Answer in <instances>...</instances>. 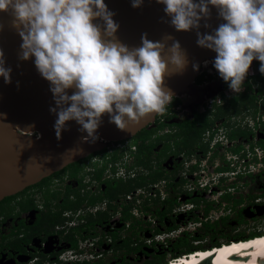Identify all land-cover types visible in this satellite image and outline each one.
Here are the masks:
<instances>
[{"label": "flooded vegetation", "instance_id": "obj_1", "mask_svg": "<svg viewBox=\"0 0 264 264\" xmlns=\"http://www.w3.org/2000/svg\"><path fill=\"white\" fill-rule=\"evenodd\" d=\"M258 74L260 72L246 78ZM201 75L204 79V74ZM219 78L205 87L208 89L206 97L219 98V102L216 99L214 104L206 107V101L200 96L199 102L190 110L180 112L181 104L175 109L168 105L164 113H159L160 124L164 126L160 135L164 140L155 143L152 168L142 172L140 168L131 167L127 171L135 169L137 176L133 179H137L161 170L162 177L154 185L162 182V187L152 188L153 184H149L114 200L99 201L109 191V182L114 185L126 179L108 177L106 170L99 181L93 179V170L83 179L61 175L46 182L48 185L43 182L44 178L9 202L0 203V264H132L131 255L145 259L139 264H161L164 258L153 253V246L137 243L136 228L151 224L145 216L154 217L155 224L161 229V232L158 228L154 230V234L157 232L155 239L163 234L169 236L181 227L179 216L170 214L174 207L191 204L195 211L201 207L200 202L204 201L201 197L206 193L217 194L227 203L233 199V191H239L243 180L261 176L250 172V168L259 169L264 164V123L256 133L258 118L264 113L262 83L252 81V88L247 91L245 79L242 91L234 93ZM197 84H204V80ZM228 89L230 91L226 93ZM255 89L259 91L261 102L251 95ZM245 94L254 99L256 106H249L246 100L239 108L232 109L231 100ZM219 108L228 110L226 115L216 119ZM204 116L214 120L213 126L202 135L199 134L200 122L197 123L199 128L195 129L198 134L187 127L188 123ZM240 132H246V135H240ZM233 133L235 138H231ZM67 178L69 181L66 182ZM95 181L98 185L92 191ZM182 194L187 196L185 200ZM29 195L34 198L35 207L25 210L22 205ZM262 195L264 197V190ZM67 204L71 208L63 210ZM222 209L225 212L227 208ZM210 210V206L206 208L204 218L198 221L202 226L210 222ZM60 213H63L62 221L52 224L49 216ZM169 219L174 223L168 224ZM228 219L230 213L222 214L211 224L212 228ZM250 235L233 237L232 241ZM150 258L157 259L152 261Z\"/></svg>", "mask_w": 264, "mask_h": 264}, {"label": "clouds", "instance_id": "obj_2", "mask_svg": "<svg viewBox=\"0 0 264 264\" xmlns=\"http://www.w3.org/2000/svg\"><path fill=\"white\" fill-rule=\"evenodd\" d=\"M157 2L177 31L198 29L210 6L217 9L225 23L211 34L198 31L197 45L217 54L213 66L232 92L242 91L253 60L260 62L264 75V0ZM142 4L132 0L133 8ZM0 12L9 13L22 39L19 59L34 57L37 71L50 82L58 139L68 121L81 126L84 139L95 141L104 114L124 131L172 104L174 93L164 87V77L183 71L188 63L179 41L169 46L171 36L151 41L145 33L141 45L130 48L116 38L119 24L105 0H0ZM198 67L193 64L194 70ZM11 71L0 49V77L6 84ZM69 89H74L71 95Z\"/></svg>", "mask_w": 264, "mask_h": 264}, {"label": "water", "instance_id": "obj_3", "mask_svg": "<svg viewBox=\"0 0 264 264\" xmlns=\"http://www.w3.org/2000/svg\"><path fill=\"white\" fill-rule=\"evenodd\" d=\"M113 19L119 24L116 38L129 46L139 47L141 37L147 34L151 41H161L165 35L179 41L185 51L188 63L183 71L173 72L164 77V87L178 97L196 82L201 66L210 56L217 54L197 45V32L211 34L222 20L215 7L210 6V15L200 21L198 29L177 31L164 12V5L157 0H143L140 7L133 8L132 0H105ZM103 23L102 21H95ZM0 49L4 51L5 66L10 67L11 83L6 84L0 77V202L36 185L70 164L87 158L106 142L122 141L136 136L143 129L153 126L158 114L147 117L139 124H129V130H120L109 122L108 114L102 116L95 141L84 139L86 133L74 120L66 122V130L58 139L54 130L57 107L50 91V82L37 71L34 57L19 59L22 39L11 25L8 12H0ZM207 25V27L205 26ZM193 64L199 65L194 70ZM74 89H69V95ZM42 133V138H33L31 143L22 141V134ZM97 140L100 141L98 144Z\"/></svg>", "mask_w": 264, "mask_h": 264}, {"label": "rangeland", "instance_id": "obj_4", "mask_svg": "<svg viewBox=\"0 0 264 264\" xmlns=\"http://www.w3.org/2000/svg\"><path fill=\"white\" fill-rule=\"evenodd\" d=\"M214 58L215 56H210L204 61V64L201 66L198 76L204 74V84L199 85L197 83H194L178 97H176L181 101V105L179 107L180 112H182V109H192L194 107V104H196L197 101L199 102L200 99L198 98L200 96H202L201 99L204 102H207V100L209 99L206 97L208 89H205V87H209L211 83L218 81V78L220 77L218 71L213 66ZM259 65V61L253 60L250 70L253 69L255 73H259ZM219 79L222 80L221 77ZM245 79L247 80V78ZM202 104L203 102L199 104L200 110L202 109ZM157 116H159V114ZM31 134L32 133L24 134L28 136L21 137L22 141H24V143H31L33 138L37 137V134ZM36 139L39 140V138ZM97 141V143L100 144V141ZM133 143L134 141L129 139L125 144V150L129 151L127 153V156L122 160V163H124L125 166L124 164H119V169L117 171L119 172V174L117 175V178L122 177L123 179H125L126 174H132V176L134 177L137 176V171L135 169L130 171V173L127 172L135 161L134 156L130 155L131 152H135L132 148L134 145ZM106 146L107 145H102L97 151L105 148ZM108 172L109 173H107L106 176H116V174L113 175V173L110 171V168L108 169ZM250 172H253L254 174H261V176L260 178H248L247 180H243L239 191L234 190V194L232 195L233 199L227 203L222 202L220 196L217 194L210 195L206 193L205 196H202L203 194H201V200L204 201L200 202L201 207H199V209L195 211H193L191 204H185L180 208L174 207V210L171 211L170 214L179 216L181 227L179 228L180 230L171 233L169 236L163 234L155 239V234H157V232L154 234V230H157L158 228L161 232V229L159 228L158 224H155L156 222L154 221V217L151 218L148 215L145 216L144 219L149 220L151 224L143 225L142 227L139 226L138 228H136L137 243L142 244L143 246H153V253H158L161 257L164 258L163 262L167 264L168 262L177 259L176 257L180 249L176 248V244H180L182 241V248L184 249L186 246H188L187 241H189V243L196 248L195 250H206L215 247L212 245L214 242L220 246L223 243L226 244L232 242L233 237H243L249 234L259 233L263 231L264 197H262V194L264 190V164H262L259 169H254L251 167ZM132 176L131 178H134ZM161 183L162 182L157 183L156 186L162 187L160 186ZM156 186L153 185L152 188ZM186 198L187 196H184L182 194V199L185 200ZM237 202L239 203L236 205ZM209 206L211 208V210L209 211V224H213L222 214L228 215V213H230V219H228L226 223H217L214 228L202 226V224L198 221L204 218L205 209ZM224 207L227 208L225 212L222 209ZM154 208H157V205L154 206ZM116 218H118V216ZM167 222L168 224L174 223L171 219H169ZM194 238H198L199 240H194ZM129 258H132V264H139L141 260H145L142 257L136 258L133 255H131ZM156 259L150 258V260L152 261H155Z\"/></svg>", "mask_w": 264, "mask_h": 264}, {"label": "trees", "instance_id": "obj_5", "mask_svg": "<svg viewBox=\"0 0 264 264\" xmlns=\"http://www.w3.org/2000/svg\"><path fill=\"white\" fill-rule=\"evenodd\" d=\"M254 80L262 83L260 89H261V92L264 93V75H262L261 73L254 76V77L248 78L247 83H246L247 91H249L252 88L251 82ZM202 82H203V76L200 75L196 79V83H202ZM246 100H247L249 106L250 105L256 106L254 99L249 94H245V96H241V98H235V99L231 100L230 107L232 109H235L237 107L239 108L242 105L241 102L246 101ZM180 104H181V101L178 98H174L170 107L175 109ZM227 110L228 109L222 110L219 108L218 112L215 113V118L219 119V118L223 117L224 115H226ZM236 111H239V109ZM235 113H239V112H235ZM198 120L199 119H196L195 121L188 123L187 127H189V129H191V131L196 132L195 129L199 128V127H197V123L200 122L201 123L200 130H199L200 135H202L205 131L209 130L213 126V120L214 119H211V117L208 118L207 116H204V117H201L199 121ZM160 123H161L160 118H159V116H157L153 126H150V127L143 129L136 136L130 138L131 140L134 141L133 144L136 146V151L130 153V155L134 156V158H135L134 164L131 166L132 168L137 167V168H140L142 170H147V169L152 168V162L155 160V157L153 154V149L156 147L155 143L160 142V141L162 142L164 140V137L160 135V131L163 130L164 126ZM196 133L198 134V129H197ZM247 134H249V133H247ZM240 135H246V132H240ZM235 136H236V134L233 133L231 138H235ZM128 140L129 139L108 144V146H106L105 148H102L99 151L92 153L87 158L82 159V160L75 162L73 164H70L69 166H67L63 170L49 176L48 178L44 179L43 182H45V184L48 185L49 183H46V182H50L53 178H57L61 175H62V177L64 175H66V177H69V178L83 179L85 177V175L91 174V172H89L87 174L88 169H93L94 170L93 175H92L93 179H97L100 181L102 179L105 171L108 170L109 166L111 167L112 171L115 172V170L117 169L116 164H118L119 162H122L123 158H125L127 156V153L129 150H120L117 147V145L119 143H126ZM161 177H162V171L158 170L156 173L150 174L148 177L142 176V177L137 178V179L129 178L126 181L119 180L114 185L109 182V184H108L109 191L104 196H101L99 201H102L104 199L105 200L106 199L114 200V199L118 198L119 195L127 194L135 188H146L149 184L154 185V184H156V182ZM148 179H150V180H148ZM34 186H31V187L27 188L26 190H29L30 188H32ZM17 195L6 197L0 203L9 202L11 200V198L16 197ZM26 199L27 200H25L24 205H22V206H24L25 210L35 207L34 198L31 195H29ZM67 202H69L68 199H67ZM92 203H94V202H92ZM67 205H65L63 207L64 208L63 210H67V209L71 208L69 205L68 206ZM62 214L63 213L49 216L50 222L54 225L59 224L63 219ZM204 226L205 227H211V228L213 227L209 223H204ZM263 233H264V230L259 232V233H254L245 239H249V238H252L255 236L263 235ZM245 239H241V240H245ZM194 240L198 241L199 239L194 238ZM187 243H188L187 244L188 246H186L185 249L182 248L183 241L180 244H176V248L180 249L176 258H180L181 256L188 255V254L196 251L195 250L196 248L193 247V245L190 244L189 241H187ZM212 245L213 246H219L215 242ZM161 264H166V263L161 262Z\"/></svg>", "mask_w": 264, "mask_h": 264}, {"label": "bare ground", "instance_id": "obj_6", "mask_svg": "<svg viewBox=\"0 0 264 264\" xmlns=\"http://www.w3.org/2000/svg\"><path fill=\"white\" fill-rule=\"evenodd\" d=\"M219 21L220 23H225L223 19ZM38 138L39 140L42 138V133H39ZM240 241H242V244L232 241L224 244L225 246L214 247L215 249L213 250L212 248L196 250L191 253H196L191 260L187 258L181 262L172 261L167 264H264V235Z\"/></svg>", "mask_w": 264, "mask_h": 264}, {"label": "built area", "instance_id": "obj_7", "mask_svg": "<svg viewBox=\"0 0 264 264\" xmlns=\"http://www.w3.org/2000/svg\"><path fill=\"white\" fill-rule=\"evenodd\" d=\"M255 61H257V60H255ZM255 74V72L253 71V69H251V70H249V73H248V75H254ZM230 90L228 89L227 90V92L226 93H228ZM251 95H253V96H256L259 100H260V102H261V98L259 97V91H258V89H255L252 93H251ZM217 99V98H216ZM216 99H214V100H212V99H209V100H207V102H206V104H204L206 107L208 106H210L211 104H214V102L216 101ZM218 100V102H219V98L217 99ZM264 114V113H263ZM261 115L259 118H258V121H259V124H258V127L256 128V133H258L259 132V130H260V128H261V126H262V124L264 123V115ZM222 122V121H221ZM123 141V140H122ZM113 142H117V141H113ZM113 142H106V145L108 146V144H111V143H113ZM236 142V141H235ZM127 143V142H126ZM126 143H119L118 145H117V147L120 149V150H125L126 148H125V144ZM134 150L133 151H136V146L135 145H133V147H132ZM119 164H124V163H122V162H120V163H118V164H116V167L117 168H119ZM124 166H125V164H124ZM109 168H110V171L113 173V171H112V169H111V167L109 166ZM108 168V169H109ZM91 171H93V169H88V171L87 172H91ZM142 171V170H141ZM107 173H109L108 172V170H107ZM128 173H130V172H128ZM119 174V172H117L116 173V176ZM114 175V174H113ZM131 176H132V174L130 175V174H126V177H125V179L126 180H128L129 178H131ZM118 177V176H117ZM132 177H134V176H132ZM122 178V177H121ZM131 179H133V178H131ZM67 181H69L68 180V178H67V180H66V182ZM98 181H95V182H93V184H94V186L92 187V191H94V187L95 186H97L98 185V183H97ZM69 183V182H68ZM72 183V182H71ZM91 187V186H90Z\"/></svg>", "mask_w": 264, "mask_h": 264}]
</instances>
